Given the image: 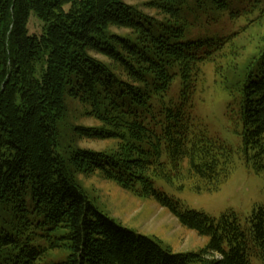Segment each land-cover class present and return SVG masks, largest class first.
Masks as SVG:
<instances>
[{"label": "trees", "instance_id": "1", "mask_svg": "<svg viewBox=\"0 0 264 264\" xmlns=\"http://www.w3.org/2000/svg\"><path fill=\"white\" fill-rule=\"evenodd\" d=\"M140 1L162 19L124 0H0V264H47L48 252L63 257L50 264L264 263V207L243 228L234 215L214 219L153 186L178 176L215 191L229 175L231 150L193 112L206 65L236 108L244 155L264 170V34L247 33L263 25L264 0ZM31 14L43 23L39 36L27 32ZM176 77L179 95L168 100ZM66 96L123 129H74L118 136V152L59 155ZM68 162L127 189L141 185L182 227L208 237L207 247L177 254L122 227L97 211Z\"/></svg>", "mask_w": 264, "mask_h": 264}, {"label": "rangeland", "instance_id": "2", "mask_svg": "<svg viewBox=\"0 0 264 264\" xmlns=\"http://www.w3.org/2000/svg\"><path fill=\"white\" fill-rule=\"evenodd\" d=\"M126 3L138 6L145 14L162 19L156 11L146 7L148 2L140 0H124ZM245 23L242 18L235 26ZM235 28V27H234ZM29 35L44 33L43 23L31 14L27 25ZM115 33L129 35L126 30H114ZM264 34V23L260 28L250 29L247 33ZM246 34V36L248 35ZM246 36L239 39L247 43ZM105 60L101 56L97 57ZM204 89L194 95V116L200 121V126L216 141L228 147L232 152L230 172L227 179L215 191L201 189L198 191L194 180L174 176L168 179L153 178L156 191L168 198L179 201L184 207L203 213L214 219L222 215H234L244 228L253 212L264 207V170L261 162L247 159L243 151L240 123L235 115L236 108L232 106L231 98L222 89L220 82L214 76L212 65L204 69ZM181 89L180 79L176 77L171 85L168 100L176 99ZM66 120L60 125V140L58 153L66 160L69 152L77 149L115 154L119 151L122 140L116 137L104 139L88 138L76 133L75 128L96 129L105 134L115 132L120 135L123 129L108 125L91 115L94 109L91 105L82 104L66 96ZM230 112V114H229ZM167 164L168 160L162 159ZM70 175L83 190L88 200L98 212L107 215L122 227L148 238L159 240L164 246L179 254H200L208 245L209 238L202 237L194 231L182 227L174 216L165 208H161L152 195H146L141 185L135 189L124 188L120 183L107 179L101 171L89 172L72 162H68ZM42 241L48 236L40 231ZM60 252H48L45 263H57L63 260ZM253 264H264L254 260Z\"/></svg>", "mask_w": 264, "mask_h": 264}]
</instances>
